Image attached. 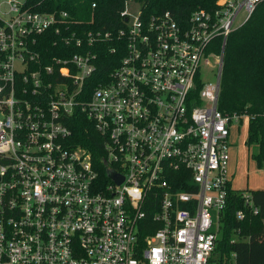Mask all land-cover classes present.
Segmentation results:
<instances>
[{
  "label": "built area",
  "instance_id": "2783aa9c",
  "mask_svg": "<svg viewBox=\"0 0 264 264\" xmlns=\"http://www.w3.org/2000/svg\"><path fill=\"white\" fill-rule=\"evenodd\" d=\"M262 1L216 0L179 21L125 0L123 57L108 81L87 86L93 33L84 46L67 11L0 0V264H216L240 119L219 106L223 56ZM51 39L66 56L45 57ZM203 62L217 69L214 83L202 80ZM79 110L122 183L107 171L102 181L92 153L74 144L68 121ZM243 199L239 221L260 212Z\"/></svg>",
  "mask_w": 264,
  "mask_h": 264
},
{
  "label": "trees",
  "instance_id": "16d2710c",
  "mask_svg": "<svg viewBox=\"0 0 264 264\" xmlns=\"http://www.w3.org/2000/svg\"><path fill=\"white\" fill-rule=\"evenodd\" d=\"M143 2L145 15L170 11L179 21H186L196 9L213 8L216 0H139ZM28 7L37 11H67L73 27L84 40L90 33L98 39L92 47L97 54V70L87 86H98L109 80L123 57L122 41L117 31L124 26L121 12L125 0H26ZM93 4H96L93 7ZM111 32V39L99 34ZM45 57L49 54L66 56L60 52L67 48L53 46V39L45 41ZM112 48H117L112 52ZM61 50V51H60ZM215 50L221 51V42H216ZM220 109L227 114H237L249 119L247 145L258 167L264 168V0L258 5L252 18L242 27L232 32L228 38L223 56V71L220 92ZM74 144L86 147L93 156L100 178L107 180V158L101 135L93 122L83 111H77L68 121ZM244 192L230 190L228 206L223 217V228L212 260L216 264H264V190L251 192L254 203L259 206L257 215L248 214L243 221L236 218V212L244 208ZM148 220H152L149 216ZM157 227V225H156ZM241 233L232 242L233 230ZM155 229V228H154ZM152 229V230H154ZM151 232L146 231L143 235ZM233 253H236L235 258Z\"/></svg>",
  "mask_w": 264,
  "mask_h": 264
},
{
  "label": "rangeland",
  "instance_id": "374dc122",
  "mask_svg": "<svg viewBox=\"0 0 264 264\" xmlns=\"http://www.w3.org/2000/svg\"><path fill=\"white\" fill-rule=\"evenodd\" d=\"M129 10L133 15L140 10L139 5L130 2ZM212 65L216 64L215 58H209ZM201 78L205 82L214 83L217 80V69L203 62L201 66ZM249 119L242 116L231 127V148L229 172L232 179V188L250 195L253 190H264V168L258 167L252 157L253 148L249 149Z\"/></svg>",
  "mask_w": 264,
  "mask_h": 264
},
{
  "label": "water",
  "instance_id": "95a60500",
  "mask_svg": "<svg viewBox=\"0 0 264 264\" xmlns=\"http://www.w3.org/2000/svg\"><path fill=\"white\" fill-rule=\"evenodd\" d=\"M105 164L107 165V163L105 162ZM107 175L111 178H113L117 183H122V181L124 180V177L121 176L120 174H118L114 169L108 167L107 168Z\"/></svg>",
  "mask_w": 264,
  "mask_h": 264
},
{
  "label": "crops",
  "instance_id": "0c3cea01",
  "mask_svg": "<svg viewBox=\"0 0 264 264\" xmlns=\"http://www.w3.org/2000/svg\"><path fill=\"white\" fill-rule=\"evenodd\" d=\"M231 184H232V180H231Z\"/></svg>",
  "mask_w": 264,
  "mask_h": 264
}]
</instances>
